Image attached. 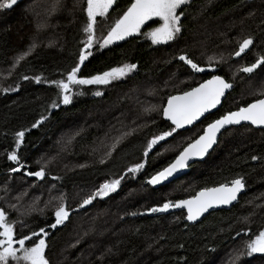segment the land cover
<instances>
[{
  "label": "trees",
  "instance_id": "1",
  "mask_svg": "<svg viewBox=\"0 0 264 264\" xmlns=\"http://www.w3.org/2000/svg\"><path fill=\"white\" fill-rule=\"evenodd\" d=\"M26 1L9 11L0 10V69L10 67L15 55L27 53L3 79V89L0 90V186L10 177L21 176L30 183H37L35 188L49 183L53 189L64 191L67 198L74 199L77 190L97 189L105 180L113 179L120 180L119 186L112 192L116 198H121L124 189L132 186L157 190L162 194L169 185L180 186L176 195L166 200L150 201L143 208V214H138L140 207L135 204L131 211L136 215L132 216L128 213L131 209L129 205L127 214L121 218L123 229L114 230L113 237L108 239L105 260L111 264H210L219 251L231 245H240L245 250L242 264H264V254L249 256L244 248L246 240L264 229V129H255L250 125L230 127L220 135L206 159L192 164L186 175L157 189L147 183L208 123L227 111L264 97L261 95L264 93V66L251 74L240 71L241 67L264 57V0H189L177 10V14L183 13L180 33L166 44L153 45L144 35L160 22L152 20L144 24L138 34L119 43L104 48L94 47L81 65L79 77L96 75L124 64H135L137 67L128 79L117 85H70L72 98L67 105L60 103L59 89L50 82L61 79L67 82V72L78 62L80 49L84 48L83 28L87 16L83 9L86 2L75 0L69 7L57 10V20L50 19L48 27L40 31L36 25L35 4L31 6L32 12L22 10ZM65 2L67 0H60L57 5ZM130 3L131 0L115 1L104 17H98L99 29L106 31ZM41 13L46 14L44 11ZM39 31L41 44L28 51ZM249 37L253 44L241 56L235 57L239 44ZM180 55H186L204 70L194 72L177 59ZM209 57L213 59L210 61ZM230 67L237 70L227 76L226 70ZM213 75H220L232 84L220 109L186 131L178 129L165 142L154 145L149 155L145 156L147 142L154 135L173 127L162 117L167 97L189 90ZM260 85V90L252 94L254 96H247L251 95L253 87ZM97 91L101 95H95ZM118 95L122 96L119 112L137 119L138 126L121 137L102 160L88 155L95 131H76L71 151L66 154L67 158H61L55 148V135L60 128L77 122V117L88 111L90 104L100 99L115 100ZM54 101L57 107L51 106ZM232 101L235 103L231 104ZM42 116L44 119L33 128L32 124ZM18 131L25 134L21 144L16 146L15 133ZM180 136L181 141L172 154L166 155L159 150L160 146H166ZM9 152H15L18 161L8 160ZM253 156L257 159L253 160ZM141 162L144 168L135 174L128 172L130 167ZM14 168L20 170L11 171ZM41 169L45 175L40 179L26 175ZM194 169L196 173L191 178L192 186L180 182ZM235 178H242L245 185V192L238 202L230 209L210 212L195 224L184 221L182 211L145 215V211L152 206L191 197L202 188L226 182L230 184ZM103 199L93 200L84 211L87 213L98 208L96 215L101 213L103 209L99 204H104ZM0 211H3L1 206ZM19 212L7 210V216L18 226L14 231L15 238L30 236L33 231L39 233V229L44 228L47 232V236L43 237L46 242L45 256L51 263L64 241L65 230L72 218L65 220V225L53 229L50 227L55 222L53 212L26 215L24 211ZM245 231L249 235L246 236ZM30 238L31 241L37 239L35 236ZM26 245L31 246V243L26 242Z\"/></svg>",
  "mask_w": 264,
  "mask_h": 264
},
{
  "label": "snow or ice",
  "instance_id": "2",
  "mask_svg": "<svg viewBox=\"0 0 264 264\" xmlns=\"http://www.w3.org/2000/svg\"><path fill=\"white\" fill-rule=\"evenodd\" d=\"M16 2L17 0H0V9L10 8ZM186 3L187 0H131V3L123 14L114 20L110 29L107 31V35L102 37L100 47L103 48L113 41L122 40L125 36L140 31L141 25L153 17L159 18L162 23L159 27L144 33V35L148 36L153 44L172 40L181 31L180 19L183 13L177 14V10L181 5ZM113 4L114 0H86V7L83 11L86 13L87 22L83 28V32L87 35V39L84 42V48L80 49L78 62L67 72V82L63 79L50 82L55 84L59 89L60 103L67 105L71 102L72 88L70 85H106L113 80L122 78L137 67L135 64H124L121 67L111 68L108 71L96 75L88 77L78 76L81 65L87 59L84 49H91L94 43L93 33L94 26L97 23L96 18L104 17ZM251 44H253V40L250 37L243 39L239 44V50L234 55L237 57L241 56ZM90 54L88 53V55ZM24 55H27V53L18 57V60L23 59ZM178 59L188 65L194 72L204 70L186 55H180ZM212 59V57H209L210 61ZM261 66H264V57L257 58L254 63L241 67L240 71L245 74H251ZM231 87L232 85L226 82L221 76L213 75L211 79L205 80L197 87H193L178 95H169L167 97V103L163 106V116L171 122L173 127L168 131L161 132L159 135H154L147 142L144 155H149V150L153 149L154 145L165 142L166 138L171 137L178 129L193 125L205 113L216 108L222 102L221 98L225 96L226 90ZM95 95L99 96L101 93L97 91ZM261 95L264 96V93ZM51 106L57 107L56 102L54 101ZM43 119L44 117L42 116L32 124V127H37ZM241 122H248L254 126H264V98H257L253 102L248 103L247 106L239 107L236 111H227L219 118L208 123L203 128L202 134H199L196 139L188 143L167 167L152 175L147 180V183L149 185H156L172 176L178 169L187 167L189 160L192 158L205 156L217 142L218 133L223 128L229 125L240 124ZM24 134V131L15 133L16 146L21 144ZM160 154L162 155L163 153ZM7 158L10 161H18V156L15 152H9ZM252 159L255 160L257 157L253 156ZM101 162L103 163V161ZM144 166L143 162L136 163L128 169V172L135 174L144 168ZM19 170L15 168L11 169L13 172ZM26 175L40 179L44 177L45 172L41 169L36 172H27ZM53 179L57 178L53 177ZM119 184L120 180L118 179L105 180L99 185V188L83 199L80 206L83 207L84 205L90 204L96 197L103 198L107 196L109 193L115 191ZM244 187L242 178H235L230 181V184L226 182L219 184L217 187L202 188L195 196L189 199L177 200L174 203L165 202L162 206L151 208L148 211L163 212L169 207H183L187 209V219L193 221L213 206L227 205L237 200V194ZM54 217L55 222L50 225L53 229L64 223L69 217V212L63 202L55 208ZM244 234L246 236L249 235L247 231ZM32 236L37 237V239L31 241L28 235H22L21 238L16 239L13 223H9L6 220L5 212L0 211V264H13V262L15 264H49L45 256L46 242L43 238L47 236V232H45L44 228H40L39 233L33 231ZM26 242H30L31 246H27ZM14 245H19V247H14ZM244 248L249 256L256 253L264 254V229L259 230L258 234H254L250 239L246 240L244 242Z\"/></svg>",
  "mask_w": 264,
  "mask_h": 264
},
{
  "label": "rangeland",
  "instance_id": "3",
  "mask_svg": "<svg viewBox=\"0 0 264 264\" xmlns=\"http://www.w3.org/2000/svg\"><path fill=\"white\" fill-rule=\"evenodd\" d=\"M74 1L75 0H67V3L65 2L57 5L60 0H28L24 3L22 10L26 9L32 12L31 6L35 4L36 15L38 16V18H35L36 25L37 28L41 29L40 31H42V29L48 27L50 19L52 21L57 20L55 16V14H57V10L60 11L61 9L69 7L71 2L74 3ZM115 1L117 0H114V3ZM188 1L189 0H187V2ZM54 2L55 4L51 6ZM43 7H45V9H43ZM48 8L51 10H48ZM43 11L46 13V16L41 13ZM40 13L42 15H40ZM98 19L99 18L97 17L96 20L98 21ZM152 20H159V18L153 17L149 21ZM149 21H146L144 24ZM161 23L162 21H160L159 24L155 25L154 27L148 29L147 32L159 27ZM111 25L107 27L106 31H103L104 28L100 30L98 22L96 23L93 33L94 43L91 49H84L86 55L91 53V50L96 46L101 48L100 43L102 42V37L107 35V31L110 29ZM143 25H141V28ZM40 31L38 32L37 37H35L32 47H30L28 51L33 48V45L35 46L41 44L39 37L41 34ZM138 32H133L130 35L125 36L122 40L113 41L111 44H108L105 47L119 43L133 35L138 34ZM177 35L178 34H176L172 40H174ZM86 39L87 35L84 33L83 44ZM172 40L153 44L152 40L150 39L153 45L166 44ZM21 56L22 55H15L12 58V64L10 67L0 69V90L3 89V79L10 75V72L19 62L18 57ZM236 70V67L228 68L226 70L227 76L232 75ZM130 73L131 72L127 73L120 79L111 81L110 84L117 85L121 81L128 79ZM260 88L261 85L253 87V89L250 91L251 95L247 96H254L252 94H255L260 90ZM126 97H128V94ZM121 98L122 96L118 95L116 96L115 100L102 101L100 99L90 104V109L88 111L85 110L82 116L77 117V122L68 123L64 128H60V130L55 135V148L61 155V158H67L66 154H69L71 151V142L77 134L76 131L84 132L90 129L95 131V136L92 143L93 145L89 148L90 152L88 155H91L92 158H96L97 160H102L107 157L113 145L116 144L121 137H124L127 132L131 131L133 127L138 126L137 119H132L130 115L119 112L121 110L120 105H122L120 101ZM234 103L235 101L231 102V104ZM181 138V136L173 138L171 143L166 146H160L159 150L163 153H166V155L172 154L177 149ZM50 161L51 160H47V162ZM195 173L196 171L194 169L185 179H180V182H186L185 185L192 186L193 182L191 178ZM34 185H37V183H30L21 176L17 178L10 177L9 181L0 186V206L5 212L6 220L9 223H13L15 231L18 229V226L15 224L16 222L14 223V221H12L11 218L7 216V210L10 212H17L18 214H20L19 210H21V212H25V215L36 212H53V218H55V208L61 202L66 205V209L69 212V217L70 219L72 218L71 224L65 230L64 241L58 248L57 252L52 258L51 263L49 264H111V262L105 260L104 252L108 249V239L113 237V231H121L123 229V226L121 225V218L127 214V207L131 205V209L128 213H131L132 216H135L136 213H133L131 210L135 208L133 205L137 204V208L140 207L142 209V211H140V208H138V214H143V211L145 210L143 208L149 204L150 201L163 199L166 200V198L176 195V193L179 191L178 187H180H177L176 185H169L163 190L162 194L157 192V190L151 191L139 186H132L124 189V194L121 198L114 197L115 194L113 195L111 192L107 196L103 197V200H101L104 201V204L99 205L102 207L103 211L96 215L98 208L89 210L86 213L84 208L89 204L84 205L83 207L80 206L83 199L95 191V188H83L77 190L74 199V197L67 198L63 193L64 191L60 189H53L49 183H46L45 185H38L37 188H35ZM61 197H63V199H61ZM96 199L102 198L96 197L94 200L96 201ZM64 223L61 225H65L67 222L65 224ZM14 247L17 246L14 245ZM244 251L245 250H242V246L240 245H231L215 254L210 264H242L241 261L243 260V254L241 253ZM93 259L94 261H92Z\"/></svg>",
  "mask_w": 264,
  "mask_h": 264
},
{
  "label": "water",
  "instance_id": "4",
  "mask_svg": "<svg viewBox=\"0 0 264 264\" xmlns=\"http://www.w3.org/2000/svg\"><path fill=\"white\" fill-rule=\"evenodd\" d=\"M23 0H17V2L14 4V5H12L10 8H7V9H3V10H6V11H9V10H11L12 8H14L17 4H19L20 2H22ZM178 59V58H177ZM179 60V59H178ZM179 61H181V60H179ZM188 66V65H187ZM220 76V75H219ZM222 77V76H221ZM223 79H224V77H222ZM208 79H211V77L210 78H208ZM208 79H206V80H208ZM205 80H203L202 82H200V83H203ZM226 82H228V81H226ZM199 83V84H200ZM228 83H230V82H228ZM199 84H197V85H195L194 87H197ZM231 84V83H230ZM232 85V84H231ZM193 88V87H192ZM231 89H232V87L230 88V89H227L226 90V94H225V96H223L222 98H221V103L219 104V105H217V107L216 108H214V109H212V110H210L208 113H205L198 121H195L194 123H193V125H190V126H185L183 129H179V130H181V131H184V130H188V129H190V128H192L193 126H195L196 124H198L203 118H205L206 116H208L209 114H212V113H214L215 111H217L218 109H220V107L222 106V104H223V102H224V100H225V98H226V96L228 95V93L231 91ZM190 90V89H189ZM186 91H188V90H186ZM184 92V91H183ZM182 92H180V93H176V94H172V95H178V94H181ZM261 98H264V97H261ZM253 102V101H252ZM167 103V99H166V101H165V103H164V105ZM251 103V102H250ZM247 106V105H246ZM236 110H238V109H236ZM236 110H232V111H236ZM162 117H163V119L165 120V121H167V122H169L170 124H171V122L170 121H168V120H166L165 118H164V116H163V109H162ZM219 118V117H218ZM240 125H250V126H252L253 128H255V129H264V126H254V125H252V124H250V123H248V122H241L240 124H236V125H229V126H226L225 128H223L222 130H221V132L220 133H218V139H219V137H220V135L226 130V129H229L230 127H237V126H240ZM203 132V131H202ZM202 132L200 133V134H202ZM198 137V136H197ZM196 137V138H197ZM195 138V139H196ZM218 139H217V142H218ZM192 142V141H191ZM217 142L214 144V146L205 154V156H203V157H201V158H192L191 160H189V162H188V166L187 167H185V168H183V169H178L175 173H173V175L172 176H170V177H168V178H166L164 181H161L160 183H158V184H156V185H151V187L152 188H155V189H157V188H160V187H162V186H165V185H167V184H169V183H171L172 181H174V180H177V179H179V178H181V177H183L184 175H186L188 172H189V169H190V166L192 165V164H194V163H196V162H202V161H204L205 159H206V157L212 152V150L215 148V146L217 145ZM187 146V145H186ZM185 146V147H186ZM183 150V149H182ZM181 150V151H182ZM179 154V153H178ZM175 159V158H174ZM173 159V160H174ZM172 160V161H173ZM171 161V162H172ZM170 162V163H171ZM167 167V166H166ZM165 168V167H164ZM161 171V170H160ZM219 186V185H218ZM215 187H217V186H215ZM210 188H212V187H210ZM200 191V190H199ZM198 192V191H197ZM196 192V193H197ZM245 192V187L241 190V192H239L238 194H237V200H235V201H232V202H230L229 204H227V205H216V206H213L212 208H209L206 212H204V213H202L196 220H193V221H189L188 219H187V209H185V208H183V207H169L166 211H163V212H150V211H148L149 209H151V208H154V207H160V206H162L165 202H175V201H177V200H172V201H165V202H163V203H161L160 205H157V206H152L151 208H149L147 211H145V215H148V216H158V215H167V214H171V213H174V212H178V211H182V212H184V215H185V217H184V221H186L187 223H189V224H195V223H197L198 221H200L202 218H204L205 216H207V214H209L210 212H213V211H218V210H227V209H230L233 205H235L237 202H238V200H239V197L243 194ZM195 193V194H196ZM195 194L193 195V196H195ZM192 197V196H191ZM191 197H188V198H183V199H178V200H185V199H189V198H191ZM30 237H32V235H30Z\"/></svg>",
  "mask_w": 264,
  "mask_h": 264
}]
</instances>
